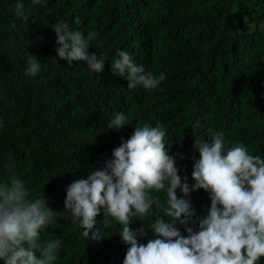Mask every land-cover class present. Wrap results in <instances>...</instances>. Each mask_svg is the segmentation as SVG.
Wrapping results in <instances>:
<instances>
[{
	"label": "trees",
	"instance_id": "1",
	"mask_svg": "<svg viewBox=\"0 0 264 264\" xmlns=\"http://www.w3.org/2000/svg\"><path fill=\"white\" fill-rule=\"evenodd\" d=\"M15 2L0 0V180L19 176L32 197L45 196L63 211L66 187L103 167L138 123L163 125L170 154H182L176 155L179 174L187 173L190 184L196 137L223 130L225 148L243 143L264 157V0H24L27 20L14 15ZM61 20L96 31L89 51L97 56L127 50L166 79L156 89H129L108 60L102 73L84 61L68 65L55 51L53 26ZM31 54L42 61L36 77L25 74ZM116 111L129 124L108 129ZM191 200L198 218L207 214L206 191H193ZM156 215L153 206L144 222L131 221L140 242L154 238L146 225ZM97 219L99 241H88L78 223L64 218L43 229L42 239L61 240L55 264H122L128 246L121 226L114 220L105 226L103 212Z\"/></svg>",
	"mask_w": 264,
	"mask_h": 264
},
{
	"label": "clouds",
	"instance_id": "2",
	"mask_svg": "<svg viewBox=\"0 0 264 264\" xmlns=\"http://www.w3.org/2000/svg\"><path fill=\"white\" fill-rule=\"evenodd\" d=\"M31 2L43 5L47 0ZM14 15L28 19L24 0H16ZM53 28L57 57L68 65L84 61L91 72L102 73L108 60L112 74L126 79L129 89H156L166 79L163 71L158 75L146 71L127 50L117 49L111 58L103 50L99 56L90 52L98 36L94 30L85 33L64 20ZM260 28L264 31V20ZM26 64L28 76L36 77L42 70V61L34 54ZM127 124L125 113L116 111L107 127L120 130ZM198 125L197 120L194 127ZM165 138L166 130L159 122L155 126L138 123L103 167L66 187L63 211L54 210L45 196L32 197L19 176L7 183L0 180L3 264H55L61 240L42 239V231L58 218L78 223L88 241L101 240L103 234L97 227L101 212L105 226L113 220L121 226L119 236L128 246L122 264H258L264 257V157L250 154L243 143L225 148L223 130L211 132L210 139L196 137L193 148L199 157L193 158L194 183L190 184L187 173L179 174L176 155L182 154H170ZM14 167L13 163L5 165L10 174ZM200 189L209 194L210 207L198 218L191 193ZM153 206L157 215L146 226L154 238L142 243L131 221L144 222Z\"/></svg>",
	"mask_w": 264,
	"mask_h": 264
}]
</instances>
